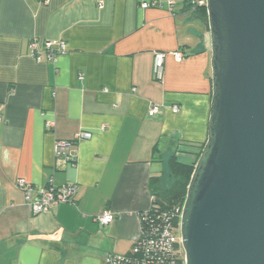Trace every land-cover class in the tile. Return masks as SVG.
Returning a JSON list of instances; mask_svg holds the SVG:
<instances>
[{"label": "crops", "instance_id": "0c3cea01", "mask_svg": "<svg viewBox=\"0 0 264 264\" xmlns=\"http://www.w3.org/2000/svg\"><path fill=\"white\" fill-rule=\"evenodd\" d=\"M168 1L0 0V264H107L128 253L149 179L173 154L193 162L192 145L207 138L210 39L197 13ZM33 39L66 52L37 62ZM82 131L92 136L72 146L74 160L56 159L55 142ZM18 179L73 184L74 201L35 215ZM104 212L112 223L96 221Z\"/></svg>", "mask_w": 264, "mask_h": 264}, {"label": "water", "instance_id": "95a60500", "mask_svg": "<svg viewBox=\"0 0 264 264\" xmlns=\"http://www.w3.org/2000/svg\"><path fill=\"white\" fill-rule=\"evenodd\" d=\"M207 138L180 217L184 264H264V0H206Z\"/></svg>", "mask_w": 264, "mask_h": 264}, {"label": "built area", "instance_id": "2783aa9c", "mask_svg": "<svg viewBox=\"0 0 264 264\" xmlns=\"http://www.w3.org/2000/svg\"><path fill=\"white\" fill-rule=\"evenodd\" d=\"M182 3L188 5L190 10L193 11L198 7H205L206 0H181ZM155 2L143 3L142 8H147L154 6ZM175 3L172 0L168 1V5L171 7ZM99 5H102L100 3ZM52 44L56 46L55 49L52 48ZM30 56L33 57L37 62L41 61L43 54L51 60L54 61L56 56L59 54H64L66 52V45L64 42L59 41L56 43L45 42L44 48L41 49L38 46L36 40H31L28 44ZM176 60H181L184 54L181 51H174L172 53ZM165 53L156 52L154 54L153 66L154 72L157 77H160V72L163 66V60ZM173 112H177L178 108L174 106L172 108ZM159 112V107L152 106L149 109V115H154ZM1 119V114H0ZM53 123L47 122L46 127L52 128ZM91 133L87 131L79 132L74 136L72 140H57L54 144V155L56 159H62L65 163H70L74 160V152L72 151V146L78 142L89 140L91 138ZM16 187L24 193L25 200L28 203L31 212L33 214H41L48 211V209L53 205L73 203L74 195L76 192V187L73 184L65 185L59 188L53 187L51 181L47 187L36 189L24 179H18L16 181ZM182 208L176 211L179 217L178 228L174 230L170 225L165 224V220H172L171 216L165 214V219H160L161 228L156 231V235L149 239L146 243H141L139 241L132 249L131 257L138 256L141 254V258L138 261H132L129 256L125 254L120 256H111L107 264H163L166 260H169L168 264H174L175 258L178 256L183 258L184 252L180 240V217ZM145 216H139V221L144 220ZM96 221L100 225H108L114 221V216L110 212H104L102 215L96 217ZM178 241L179 247L175 245ZM148 246H147V245ZM145 247V248H144ZM166 263V262H165Z\"/></svg>", "mask_w": 264, "mask_h": 264}, {"label": "trees", "instance_id": "16d2710c", "mask_svg": "<svg viewBox=\"0 0 264 264\" xmlns=\"http://www.w3.org/2000/svg\"><path fill=\"white\" fill-rule=\"evenodd\" d=\"M182 4L184 5V8L190 10L188 5H185L184 3ZM193 12L197 13L199 19L204 22L206 28L208 29L206 8L204 6L198 7L194 9ZM203 145L204 143L192 145L198 148V152L195 154L192 163H182L178 159L177 155L173 154L167 160V169L163 171L160 176L151 177L149 179L151 205L146 212L141 214V216H145V219L139 221V235L132 243L128 253L125 254L127 257L129 256L132 261L136 262L138 261V258H141V254L131 257L130 255L132 253V249L136 247L139 241H141V243H146L149 239L156 235V231L161 228V224L159 223L160 219H165V214L171 217L174 216L172 220H165V224L170 225L172 229L174 228V230L178 228L179 217L176 214V211H180L183 206L188 183ZM175 245L179 247L178 241ZM165 262L163 264H168L169 260H166ZM174 264H184L183 258L178 256L175 258Z\"/></svg>", "mask_w": 264, "mask_h": 264}, {"label": "rangeland", "instance_id": "374dc122", "mask_svg": "<svg viewBox=\"0 0 264 264\" xmlns=\"http://www.w3.org/2000/svg\"><path fill=\"white\" fill-rule=\"evenodd\" d=\"M167 165V164H166Z\"/></svg>", "mask_w": 264, "mask_h": 264}]
</instances>
